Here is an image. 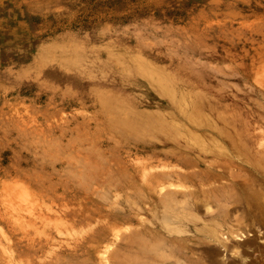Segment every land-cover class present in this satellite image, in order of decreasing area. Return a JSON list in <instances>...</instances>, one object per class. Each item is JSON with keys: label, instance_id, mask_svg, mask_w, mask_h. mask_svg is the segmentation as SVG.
<instances>
[{"label": "rangeland", "instance_id": "rangeland-1", "mask_svg": "<svg viewBox=\"0 0 264 264\" xmlns=\"http://www.w3.org/2000/svg\"><path fill=\"white\" fill-rule=\"evenodd\" d=\"M233 140L264 145V0H0V264H143L201 187L160 175Z\"/></svg>", "mask_w": 264, "mask_h": 264}, {"label": "bare ground", "instance_id": "bare-ground-1", "mask_svg": "<svg viewBox=\"0 0 264 264\" xmlns=\"http://www.w3.org/2000/svg\"><path fill=\"white\" fill-rule=\"evenodd\" d=\"M198 148L207 152L203 144ZM192 161L183 159L185 165ZM205 170L160 175L184 180L199 175L201 187L161 194L163 211L157 216L149 210L140 251L117 255L116 262L139 256L143 264H264V145L251 152L245 144L223 143V175Z\"/></svg>", "mask_w": 264, "mask_h": 264}]
</instances>
